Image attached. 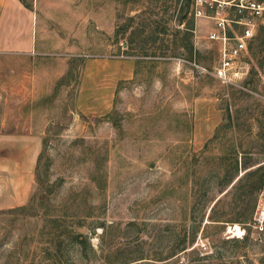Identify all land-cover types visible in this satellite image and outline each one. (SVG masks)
Instances as JSON below:
<instances>
[{
	"label": "rangeland",
	"instance_id": "rangeland-1",
	"mask_svg": "<svg viewBox=\"0 0 264 264\" xmlns=\"http://www.w3.org/2000/svg\"><path fill=\"white\" fill-rule=\"evenodd\" d=\"M191 2L33 12L44 52L0 56V264H264V185L249 223L209 219L235 157L264 163V34L222 83Z\"/></svg>",
	"mask_w": 264,
	"mask_h": 264
},
{
	"label": "built area",
	"instance_id": "built-area-1",
	"mask_svg": "<svg viewBox=\"0 0 264 264\" xmlns=\"http://www.w3.org/2000/svg\"><path fill=\"white\" fill-rule=\"evenodd\" d=\"M189 15L195 22H212L205 38L219 45L220 55L212 75L222 83H233L236 77L245 75L242 61L252 39L264 28V0H192ZM256 221L262 224L264 213Z\"/></svg>",
	"mask_w": 264,
	"mask_h": 264
},
{
	"label": "crops",
	"instance_id": "crops-1",
	"mask_svg": "<svg viewBox=\"0 0 264 264\" xmlns=\"http://www.w3.org/2000/svg\"><path fill=\"white\" fill-rule=\"evenodd\" d=\"M78 1L34 0L33 8L29 9L20 0H0V56L12 59L16 55L44 52L43 28L36 24L33 12H73V4ZM117 73L125 79L124 71Z\"/></svg>",
	"mask_w": 264,
	"mask_h": 264
},
{
	"label": "trees",
	"instance_id": "trees-1",
	"mask_svg": "<svg viewBox=\"0 0 264 264\" xmlns=\"http://www.w3.org/2000/svg\"><path fill=\"white\" fill-rule=\"evenodd\" d=\"M20 1L23 2L22 0ZM23 4L25 3L23 2ZM25 7L29 9L31 8L30 5L27 4H25ZM192 28H193V22L190 21L188 24H186V28H185L186 32L188 31L186 33L187 42L185 43V49L188 55L190 56V58L194 56L192 43L190 41L191 34L189 32L192 31ZM262 34H264V28H261L259 30L258 34L252 39V41L254 39L258 40ZM263 41L264 40H261V44H259V46L262 45ZM250 51H251V47H250ZM262 66H263L262 63L258 64V68H261ZM253 166L256 167L253 168ZM240 168L243 173L239 176L238 172H240L239 171ZM240 168L237 162V157H235L234 159L235 173L229 174L228 171H225L222 174V178H223L222 187H227L230 185L231 189L233 190L232 197H233V202H235L234 209H237L233 214L234 215L233 218L223 219L221 217L219 218L214 217L213 210L220 201V199H218L211 208V215H209L210 221L218 222V223L228 222V223H239V224H244V223L247 224L251 221L256 208L257 196L261 192L262 187L264 185V163L255 162L253 165H249L246 160H243L241 162ZM227 193L228 192H226V194ZM231 213L229 215H231ZM50 220L53 222H57V218H50ZM79 237H81V235L78 234L72 236V238H75L76 240L79 239ZM55 250L57 252L56 248Z\"/></svg>",
	"mask_w": 264,
	"mask_h": 264
},
{
	"label": "bare ground",
	"instance_id": "bare-ground-1",
	"mask_svg": "<svg viewBox=\"0 0 264 264\" xmlns=\"http://www.w3.org/2000/svg\"><path fill=\"white\" fill-rule=\"evenodd\" d=\"M230 232L233 233L234 236H236V235H241V232L242 231H241V229L237 225H235L232 230L230 229Z\"/></svg>",
	"mask_w": 264,
	"mask_h": 264
}]
</instances>
